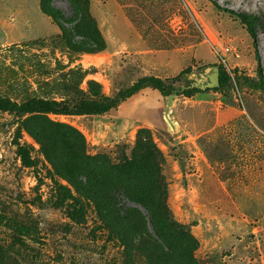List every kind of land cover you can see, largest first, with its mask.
Returning a JSON list of instances; mask_svg holds the SVG:
<instances>
[{
  "label": "rangeland",
  "instance_id": "374dc122",
  "mask_svg": "<svg viewBox=\"0 0 264 264\" xmlns=\"http://www.w3.org/2000/svg\"><path fill=\"white\" fill-rule=\"evenodd\" d=\"M114 1L152 63L124 40L108 46L92 0H52L74 37L42 0H0V264H264V0ZM223 8L258 19L257 46ZM90 38L104 48L76 45ZM220 63L227 87L177 95L168 116V96L150 87L103 114L47 113L85 139L52 135L55 164L24 126L35 113L11 107L101 101L139 68L200 76ZM116 182L127 186L117 206Z\"/></svg>",
  "mask_w": 264,
  "mask_h": 264
},
{
  "label": "trees",
  "instance_id": "16d2710c",
  "mask_svg": "<svg viewBox=\"0 0 264 264\" xmlns=\"http://www.w3.org/2000/svg\"><path fill=\"white\" fill-rule=\"evenodd\" d=\"M214 4L218 7L221 8L220 4L216 0H212ZM42 6L46 11L57 20V23L62 30L63 33H68L72 37H74L75 29L74 28H69L66 26V22L68 21L64 15L61 13V11L52 4V0H42ZM82 8V13L84 12V7ZM224 10L236 14L239 16L244 22L248 23V26L252 29L251 30V36L254 39V43L256 45L257 42V35L255 32V27L259 25L258 19L255 17L253 18L251 15H248L246 13L242 12H237L234 11L233 9L229 8H223ZM73 10L75 14H77V7L73 6ZM59 13V14H58ZM87 14V13H85ZM82 19V18H81ZM80 19V20H81ZM74 32H72V31ZM100 39H86L82 41H77L76 45L87 51V52H96L99 50H102L104 48V44H99ZM257 46V45H256ZM256 56L258 62H260L259 58V53L256 48ZM220 86L215 87L214 89H224L227 87L229 81H230V74L227 72V70L223 67V65L220 63ZM260 65V63H259ZM259 74L260 78L262 79L261 85L264 87V76L261 72V66H259ZM192 68L187 67L183 69L179 74H177L174 77L170 78H162L158 75H144L136 79L130 86L124 89H120L113 97L111 98H105L104 100L97 101V100H80L75 106H71L70 104H61L57 103L55 101H42L37 98H33L28 102H25L23 105L18 106V105H13L11 106L12 108H20L24 111L27 112H32L35 113L33 117H30L26 121H24V126L26 127L27 131L35 137L43 146V148L46 150L48 156L50 157V160L55 164V160L51 158L49 155V152L51 150V138L52 135L56 136L59 135L61 132L65 131L67 129H71L72 134L76 135L78 138V143L79 146H83L85 139L84 136L77 130H74V128H68L67 126L61 124L60 122L53 121L46 117L47 113L50 112H57V113H66V114H82L86 111H93L98 114H103L106 112H109L113 108H117L122 102L127 100L128 98L132 97L133 95L137 94L140 90L146 87H150L152 89H155L159 91L163 96H169L172 93H176L177 95H193L194 93H201L208 91L211 88H207L206 90H203L199 87L196 86H190L186 84H178L177 82L181 81L182 75L188 72H191ZM19 151L24 159L25 163H31L30 158H29V152L24 146H19ZM79 165L86 159L88 156L86 154H83L82 156L79 157ZM122 177V176H118ZM118 181L120 178L117 179ZM124 179V181H126ZM122 181V182H124ZM127 182V181H126ZM127 186H125V183L120 185L119 182H116L113 186V192H114V198L111 201L115 205L118 202H122L126 199L127 194L126 189ZM118 198V200H117ZM125 202V201H124ZM117 206V205H116ZM153 206V205H152ZM152 206H144L145 209L147 210V215L151 218L153 214V208L151 209ZM119 207H117L118 209ZM122 211V209H121ZM155 211V208H154Z\"/></svg>",
  "mask_w": 264,
  "mask_h": 264
},
{
  "label": "crops",
  "instance_id": "0c3cea01",
  "mask_svg": "<svg viewBox=\"0 0 264 264\" xmlns=\"http://www.w3.org/2000/svg\"><path fill=\"white\" fill-rule=\"evenodd\" d=\"M98 1L99 0H92L91 10L96 16L99 24L102 25V30L108 41V46H110L112 39L124 40L125 49L141 54L143 57V64H146V61L152 63L146 55L148 51H153V49L149 48V46L142 41V35L139 33L134 23L122 14V6H118L114 0H108L106 4L104 3L102 5H98ZM118 20L119 23L116 25ZM140 37L142 39H140ZM152 55H154L152 58L157 57L155 54ZM180 69L182 68H139L138 74L140 76L153 74L162 78H170L173 75L175 76L178 71L181 72L182 70Z\"/></svg>",
  "mask_w": 264,
  "mask_h": 264
},
{
  "label": "water",
  "instance_id": "95a60500",
  "mask_svg": "<svg viewBox=\"0 0 264 264\" xmlns=\"http://www.w3.org/2000/svg\"><path fill=\"white\" fill-rule=\"evenodd\" d=\"M186 78L189 80L188 83L184 82L182 84L196 86L203 90L207 88H215L220 86V65L214 64L207 67L199 76L197 73H185ZM177 96L176 93H172L168 96V106L166 109V115L168 116V111L173 103L174 98Z\"/></svg>",
  "mask_w": 264,
  "mask_h": 264
},
{
  "label": "built area",
  "instance_id": "2783aa9c",
  "mask_svg": "<svg viewBox=\"0 0 264 264\" xmlns=\"http://www.w3.org/2000/svg\"><path fill=\"white\" fill-rule=\"evenodd\" d=\"M226 50H229V47H226Z\"/></svg>",
  "mask_w": 264,
  "mask_h": 264
}]
</instances>
